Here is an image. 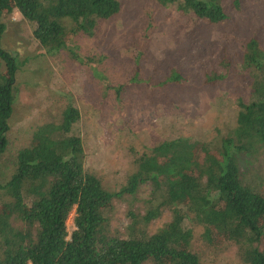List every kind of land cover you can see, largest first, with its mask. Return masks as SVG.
<instances>
[{
    "label": "trees",
    "instance_id": "trees-1",
    "mask_svg": "<svg viewBox=\"0 0 264 264\" xmlns=\"http://www.w3.org/2000/svg\"><path fill=\"white\" fill-rule=\"evenodd\" d=\"M151 1L210 25L228 18L219 0ZM119 7L118 0H0V42L2 17L17 11L47 54L68 50L73 35L91 36L97 22L116 16ZM65 23L72 26L67 29ZM0 61L1 155L17 64L1 46ZM238 68L248 80L249 98L238 102L234 127L215 146L186 138L159 143L138 158L117 192L107 191L84 170L74 106L66 105L56 123L38 126L0 185V264H201L190 251L185 222L201 226L209 245H235L242 264H264V196L241 181L237 165L240 153H264V50L254 38L244 43ZM180 79L172 72L165 83ZM143 184L150 187L148 199L141 201L143 212H127L126 235L120 237L110 230L106 211L113 199H134ZM163 211L169 221L147 233V225Z\"/></svg>",
    "mask_w": 264,
    "mask_h": 264
},
{
    "label": "rangeland",
    "instance_id": "rangeland-1",
    "mask_svg": "<svg viewBox=\"0 0 264 264\" xmlns=\"http://www.w3.org/2000/svg\"><path fill=\"white\" fill-rule=\"evenodd\" d=\"M118 2V14L98 21L91 36L73 35L68 50L50 55L17 11L2 17L0 46L15 58L17 70L0 185L13 173L16 152L29 145L34 130L56 123L66 105L79 113L75 132L83 168L109 192H117L138 158L159 143L186 138L215 146L234 127L238 102L249 98L248 80L238 68L243 45L254 38L264 50V0H219L228 18L217 25L183 15L173 5ZM172 72L180 76L179 84L165 83ZM207 77L214 83H206ZM237 165L241 181L264 196V153H240ZM149 192L143 184L134 199L112 200L106 211L112 232L126 235L127 212L142 214L141 201ZM169 216L163 211L146 232L154 233ZM72 218L73 211L65 221L68 234ZM185 227L191 232L190 251L201 264H242L235 245H209L201 226L185 222Z\"/></svg>",
    "mask_w": 264,
    "mask_h": 264
}]
</instances>
